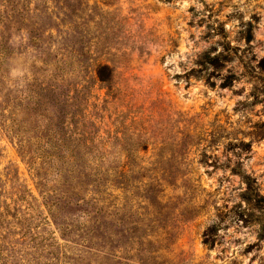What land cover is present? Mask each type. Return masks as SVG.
Returning <instances> with one entry per match:
<instances>
[{"label": "rangeland", "instance_id": "rangeland-1", "mask_svg": "<svg viewBox=\"0 0 264 264\" xmlns=\"http://www.w3.org/2000/svg\"><path fill=\"white\" fill-rule=\"evenodd\" d=\"M0 264H264V0H0Z\"/></svg>", "mask_w": 264, "mask_h": 264}]
</instances>
